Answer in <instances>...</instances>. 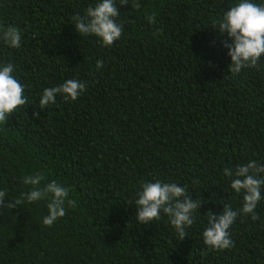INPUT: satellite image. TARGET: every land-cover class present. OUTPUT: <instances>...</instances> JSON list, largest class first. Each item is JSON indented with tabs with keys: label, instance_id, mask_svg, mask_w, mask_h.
<instances>
[{
	"label": "trees",
	"instance_id": "1",
	"mask_svg": "<svg viewBox=\"0 0 264 264\" xmlns=\"http://www.w3.org/2000/svg\"><path fill=\"white\" fill-rule=\"evenodd\" d=\"M94 2L0 0V30L22 34L18 49L0 41V62L14 64L28 97L0 123V190L14 201L22 177L41 172L75 202L52 226L46 201L0 205V264H264V200L257 220L232 225V248L202 239L206 212L241 205L224 169L264 163V57L231 73L214 29L234 0H129L110 47L75 32L73 17ZM70 78L86 83L77 100L40 110L43 88ZM157 179L202 200L183 240L167 217L136 222V192Z\"/></svg>",
	"mask_w": 264,
	"mask_h": 264
},
{
	"label": "clouds",
	"instance_id": "2",
	"mask_svg": "<svg viewBox=\"0 0 264 264\" xmlns=\"http://www.w3.org/2000/svg\"><path fill=\"white\" fill-rule=\"evenodd\" d=\"M129 0H95L87 7L83 16L73 17L76 33L94 36L105 47L118 41L123 33V24L119 22L120 13L117 5H128ZM133 7H139L132 0ZM149 24L155 22V13L147 17ZM215 30L227 39L222 46L230 58L229 70L233 74L241 73L242 69L256 67L264 57V0H234L215 22ZM22 34L15 26L0 30V41L12 48L21 47ZM211 66V62H209ZM103 67L97 60L96 69ZM15 73L12 62H0V123L9 119L13 112L28 103L23 85ZM86 83L78 79H66L63 82L43 88L39 94L38 104L42 110L56 103L59 96L65 101H75L85 91ZM33 117L39 119L37 113ZM224 176L230 181V190L241 197V205L234 209L230 203L222 205L219 213L206 212V223L203 226V243L213 250H225L234 246L230 229L237 218L242 215L258 219V204L264 200V163L249 160L231 168L224 169ZM45 177L41 172L22 177V184L27 191L22 192L18 199L6 201V192L0 190V205L7 203L15 208L20 204H32L46 201L47 215L42 218L45 226H52L62 218L67 207H74L75 202L69 198L70 189L57 180L42 183ZM202 200L194 199L186 186L176 182L163 180L142 182L136 192V222L147 225L167 217L177 235L184 239L187 229L196 220Z\"/></svg>",
	"mask_w": 264,
	"mask_h": 264
}]
</instances>
